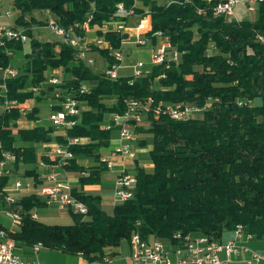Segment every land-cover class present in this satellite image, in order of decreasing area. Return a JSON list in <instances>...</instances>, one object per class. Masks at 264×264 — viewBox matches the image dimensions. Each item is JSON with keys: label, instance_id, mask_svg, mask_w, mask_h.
<instances>
[{"label": "trees", "instance_id": "16d2710c", "mask_svg": "<svg viewBox=\"0 0 264 264\" xmlns=\"http://www.w3.org/2000/svg\"><path fill=\"white\" fill-rule=\"evenodd\" d=\"M120 1L129 9L135 8V12L118 14ZM218 1H9L17 12L13 25L25 28L27 37L5 38V43L0 40V66L8 67L21 53L25 59L18 65V74L2 78L7 97H17L21 102L30 96L52 101L56 83L48 81L50 69L57 68L63 90H74L87 103L81 122L67 129L68 135L90 138V142L72 145L75 154L94 155L104 164L100 147L109 144L114 131L121 130L117 125L107 128L104 122L114 112L125 110L129 98L151 95L157 101L178 99L198 104L213 98L211 106L198 116L178 119L150 112L148 126H136L139 132L150 133L149 139L142 142L151 143L153 165H137L135 195L116 203L114 212L101 207L100 196L73 189L77 197L88 203L90 211L84 214L73 210L75 220L69 224L42 222L33 216L32 208L41 198L32 192L16 202L24 213L23 222L19 230L9 231L10 236L19 242L41 241L50 248L81 253L90 262L113 257L119 252L121 241L132 238L134 230L146 239L155 236L178 243L175 234L179 231L185 237L208 233L212 238L225 240L228 231L242 224L244 230L264 242V0L257 1L255 17L243 19L215 14ZM37 10L53 12L63 26L74 25L75 34L83 39V24L92 15L90 23L97 27V34L107 36L122 48L128 44L123 40L129 34L114 25L102 26L118 20L138 25L148 13L153 20L148 33L152 42L158 38L154 32L162 29L179 48L180 60L168 58L167 62L146 64V73L139 77L120 73L119 78H112L95 64L76 60L77 50L66 39L35 36L37 25H49V17L40 16ZM90 49L102 55L104 62L115 61L106 47L92 43ZM82 81L89 83L90 90H78ZM30 84H41L42 93L36 95L28 88ZM241 99L246 103H239ZM3 100L4 96L0 100V160L4 148L17 152V162L33 158L35 146L19 145L17 137L46 141L53 138V129L43 124L19 128L17 118L26 114L37 119L39 105L25 113L17 105L7 111ZM58 137L66 140L62 135ZM76 159L75 156L68 169H83L75 163ZM94 171L81 180L96 179L94 173L99 168ZM9 176L2 178V187Z\"/></svg>", "mask_w": 264, "mask_h": 264}, {"label": "built area", "instance_id": "2783aa9c", "mask_svg": "<svg viewBox=\"0 0 264 264\" xmlns=\"http://www.w3.org/2000/svg\"><path fill=\"white\" fill-rule=\"evenodd\" d=\"M4 0H0L2 3ZM241 0H219L215 4V14H226L228 16L235 14V7L237 3ZM258 0H243L247 7V10H252L257 8ZM118 14L130 15L135 12V8H127L124 6L123 2L118 3ZM8 16H11L12 8L5 10ZM116 13V14H117ZM90 15L83 24V30L90 32L92 29H97V27L90 23ZM149 14L147 13L140 19L138 25L127 24L126 22H121L118 20L117 23L108 22L102 26L103 28L111 27L122 29L124 32L129 34L128 39H124V42H136V44H145L146 42H151L153 51L151 60L152 63L157 64L159 62H167L169 59L180 60V51L170 40V36L164 34L162 29L154 32L158 35L157 41L152 42V38L149 36V32L152 30L153 22L148 20ZM55 30L57 34L64 36L66 41L73 45L77 53L75 54L76 60L83 59L87 63L93 65L96 58L92 54L90 46L94 43L99 48L106 47L110 50V54L113 55L115 61L110 62L106 60V65L101 68L103 73L110 75L112 78L120 77V67L130 66L132 68V73L129 75L142 76L146 73L147 61L134 60L130 64H124V49L122 47H117L114 43L109 40L107 36L94 35L90 38L85 35L80 37L75 34V26L66 27L58 23L55 17H52L48 23ZM79 23L76 24L78 26ZM25 28H16L14 25H7L0 19V40L1 43H5L6 39L21 38L25 40L27 33L24 32ZM12 54V50H8ZM92 54V55H91ZM169 62V61H168ZM0 71H3V75L0 76V82L2 78L5 79L7 76H13L18 74L19 67L11 66L8 67L0 66ZM59 70L57 68L50 69V79L48 82H55L53 89L52 101H50L53 107L50 112L49 118H51L52 123L60 127L68 129L69 126H74L80 123L83 116V107L87 105L82 99L80 100L76 95L74 90H63L59 85L63 81L62 77L58 75ZM166 75V73H163ZM161 74V75H162ZM134 79V78H133ZM131 79V83L133 82ZM5 86V83H4ZM6 87V86H5ZM30 90L34 92H42L40 85H29ZM89 83L82 81L79 85L78 90L88 91ZM74 89H76L74 87ZM5 100H3L2 105L5 110L11 111L14 109L15 105L20 106V100L17 97L9 98L7 93H3ZM246 103L245 99H241L239 103ZM213 103V98L209 97L206 103L198 104L192 102L191 100H155L151 95L147 98L139 99L137 97L127 99V105L125 110L114 112L113 117L105 123L108 128L112 126H119L121 128L119 133L120 144L112 147L111 154L102 155L101 161L105 162L106 165L114 167V156L116 154H133V144L139 138V130L136 128L137 125L148 115L150 112L156 116H161V114L170 115L178 119H188V117L198 116L203 110L209 108ZM58 106H61L58 108ZM88 140L84 136L69 134L66 136V140L62 142H56L49 146L47 149L48 155L52 158L51 164H44L48 166L47 172L44 176V182L39 188L38 192L42 198H45L48 204L51 203H61L75 212L87 213L90 211L88 203L83 201V199L77 197L72 189V183L68 180V168L72 160L75 158V153L72 149V145L79 144L82 142H87ZM0 147L2 144L0 142ZM18 154L10 149H3V157L0 160V193H3L5 199L8 201V206L5 210L11 215L13 224L19 225L23 222L24 213L21 208L16 207L17 197L8 193L7 186L2 187L1 181L4 175H10L12 173L13 164L17 161ZM51 166V167H50ZM83 172H86L84 170ZM117 186L115 187V202L124 201L126 198L133 197L135 185L137 184V176L123 169L119 172L116 177ZM16 188H31L30 182H24L17 178L15 183ZM35 217L38 214L33 213ZM0 233L4 235L5 231L0 230ZM132 238H130L132 248L134 252L129 257L127 264H228L236 256H241L243 253L248 252L245 258L250 263H259L261 260L264 261V251L257 250L255 247L248 243V239L254 235L253 233L244 230L242 224H239L234 228L233 237L222 240L210 237L208 233L206 234H188L186 237L180 231L175 234V237L179 239L176 243V253L179 255L178 260H173L171 257V248L168 246L167 241L153 238V240L146 239L140 231L134 230L132 232ZM16 240L6 237L4 240H0V264H49L48 262H43L39 259L33 257V259H25L22 254L16 250ZM33 248L35 251L44 246L41 241L33 242ZM226 253V258H223L221 252ZM242 257V256H241ZM112 257H105L104 260H109ZM101 260H94L92 264H101Z\"/></svg>", "mask_w": 264, "mask_h": 264}, {"label": "crops", "instance_id": "0c3cea01", "mask_svg": "<svg viewBox=\"0 0 264 264\" xmlns=\"http://www.w3.org/2000/svg\"><path fill=\"white\" fill-rule=\"evenodd\" d=\"M0 19L2 20L3 23L7 25H13V22L10 21L9 16H5L2 13H0ZM148 20L150 22H153L151 20V15L148 16ZM88 37L92 38L94 35H97V32L95 29H92L90 32L86 34ZM133 42V41H132ZM132 42H127L128 44ZM151 44V42H148ZM152 52V51H151ZM20 55V54H19ZM25 59L22 58V62ZM19 67V66H18ZM125 67V66H123ZM3 75V71H0V76ZM3 80V79H2ZM3 93H6V87L4 86V81L0 82V100L4 96ZM42 92H36V95H40ZM35 95V96H36ZM43 100L46 102L47 105H49V114L46 117V119L39 114L42 105H39V103ZM41 100H37L36 97H27V99L23 102L20 101V110L25 113L28 112V110L34 108V106L37 104L39 105V112L37 113V119H33L30 116H27L24 114L21 118H17V123L18 127H28V126H36V125H45L47 128H52L53 132L51 133L53 138L50 140H42V141H24L21 140L19 137H17V142L19 145L22 146H29L32 144L35 146V154L34 157H30L31 154L27 157H30V159L27 160H21L19 162L16 161V163L13 164V169L12 173L10 174L8 180L5 182L4 186L8 187V192L5 191L4 193L7 192L16 196L17 199H21L23 196L30 195L32 192L37 193L39 196V188L42 186L41 184L44 182V176L47 172L48 166L46 164H51L52 158L48 155L47 149L49 146L53 143L56 142H62V140L59 139L58 135H62L64 138L68 136V130L64 127H60L56 124L52 123L50 116L51 112V104H50V99L42 97ZM150 122V114L146 115L145 118L140 122L139 125H144L148 126ZM105 124V122H104ZM139 132V131H138ZM119 131H114L113 135L110 137L109 144L103 145L100 147V156L102 155H109L111 154V149L112 147L114 148L118 144H120V138H119ZM150 133H142L139 132V138L136 140V143L133 144V154H116L114 156V167H105V162L100 163L99 158H97L94 155H87L86 153H81V154H75L76 156V162L79 165L83 166V169H74L69 168L68 170V180L70 183H72V189L81 191L82 193H87V194H93L95 196H100V204L101 207L105 210H107L109 213L114 212V207L116 205L114 199H115V187L117 186L116 182V177L119 174L121 170L124 168L127 169L128 171L134 173L136 175V172L138 170L137 165H143L148 168H150L153 165V162L151 160V154L149 153V149L151 147V143L149 144H144L142 141L144 139H149ZM85 138L90 142V138L86 137ZM43 161L46 162V164L43 163ZM51 167V166H50ZM99 168V171L94 173V176L97 177L96 179L92 180H84L82 181V176L88 175L91 172H95V168ZM86 170V172H83ZM33 171V172H32ZM15 175L16 177L20 178V180L24 182H30L31 183V188H15L13 185L14 183L11 182V176ZM14 176V177H15ZM3 193L0 194V221L3 224L4 227L0 228V230H4L5 233L2 235L0 233V240L6 239V237H9L11 239H15L14 237L9 235V231H16L21 228V224L15 225L13 224V221L11 224L7 223V221H3L1 219V213H6L7 211L5 210V207L8 206L7 200L4 197ZM41 200L37 203L35 207L32 208V211L35 212L37 217L36 219L42 221V222H48V223H63V224H69L72 223L75 220V215L73 214V210L62 206L61 203H51L48 204L46 202L45 198H42L40 196ZM21 206V202H19ZM22 207V206H21ZM6 211V212H4ZM8 213V216L11 217V215ZM62 217L64 220L67 218V223L62 222L61 220L59 221H49L48 218H59ZM48 217V218H47ZM68 218H71L72 221L68 222ZM12 219V218H11ZM52 220V219H51ZM234 231L230 230L226 233L224 236V239H229L233 237ZM155 236L152 238H149L150 240H153ZM16 242V250L17 252L21 253L23 258L25 259H39L43 262H48L49 264H92L88 258L84 257L81 253H76V252H67L62 249H56V248H50L47 245L43 246L46 248L41 247L38 252L34 250L33 248V243H24L23 241L19 242L17 239H15ZM124 239L121 241L120 245L118 246L119 252L115 254L111 259L109 260H101V264H127L129 257L132 255V252H134V248H132V244L129 238H127L128 246L123 247ZM168 246L171 248V257L173 260H176L174 258H179V255L176 253V243H171L167 241ZM248 243H250L251 246L255 247L257 250H262L264 251V242L261 239L255 238L254 235H252L248 239ZM221 255L223 258H226V253L221 252ZM248 252L243 253L241 256L234 257L233 260L228 262V264H252L248 262L245 258L247 257ZM253 264H264V261H260L259 263H253Z\"/></svg>", "mask_w": 264, "mask_h": 264}, {"label": "rangeland", "instance_id": "374dc122", "mask_svg": "<svg viewBox=\"0 0 264 264\" xmlns=\"http://www.w3.org/2000/svg\"><path fill=\"white\" fill-rule=\"evenodd\" d=\"M9 1L10 0H4L2 3L0 2L1 10H3L2 14L5 16H7V14L5 13V10L9 5L8 4ZM10 4H11V6L10 5L9 6L12 8L13 13L11 14V16H9V18H10V21L13 22L14 17L17 15V12L15 11L14 3L10 2ZM234 10H235V14L231 15L230 17H234L236 19L237 18H242V19L243 18H250L251 16H253V17L256 16V11L254 9L247 10V7L244 4L243 0H241L237 3ZM37 12L42 17L48 16L49 20H51L52 17H55L53 12L52 13L47 12V11L43 12L41 10H37ZM34 33H35V36H37V37L41 36L42 38L56 39V40L65 39L63 35L57 34L55 32V30L52 28V25L51 26L50 25H41V24L37 25L34 29ZM148 42H146L145 44H136V42H132L130 44L124 45L123 46V48H124V52H123L124 53V60H123L124 64L128 65V64L132 63V61H134V60H143V61H147V64L150 63V65H151L152 64V60H151L152 52L151 51H153V47H152V43L149 44ZM92 54L94 55V57L97 60V62H94L95 67L98 66L99 69H101L103 66L106 65V62H104V58L102 55L96 54L94 52H92ZM22 58H24V55L22 53L20 55L15 56L12 59L11 66H17L18 67L19 64H22ZM119 70H120V73H123V74H131L132 73V68L130 66H125V67L121 66ZM39 105H42V108H41L39 114L42 115L46 119V117L49 114V107H48L49 105H47L46 102H44L43 100H41ZM112 117H113V115L111 116V118ZM14 176L15 175L11 176L10 181L14 183L13 186L16 188L15 183H16L18 176L17 177L16 176L14 177ZM6 190L8 192V189H6ZM4 212H6V211H4ZM1 215H2L1 219L4 222L7 221V223L11 224L12 219L10 216H8L7 212L6 213L2 212ZM48 220L49 221L61 220L62 222L67 223V221H66L67 218L64 220V218H62L60 216H59V218H48ZM68 220H69L68 222L72 221L71 218H68ZM122 246L123 247L128 246L127 238L124 239ZM43 248H46V247H43ZM174 259L177 260V258H174Z\"/></svg>", "mask_w": 264, "mask_h": 264}]
</instances>
